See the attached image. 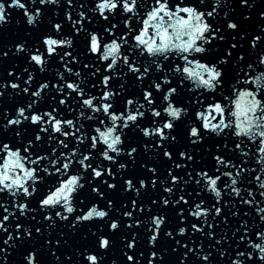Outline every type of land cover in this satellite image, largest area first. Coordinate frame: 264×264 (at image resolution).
Segmentation results:
<instances>
[{"label": "snow or ice", "instance_id": "snow-or-ice-1", "mask_svg": "<svg viewBox=\"0 0 264 264\" xmlns=\"http://www.w3.org/2000/svg\"><path fill=\"white\" fill-rule=\"evenodd\" d=\"M66 4L68 8L84 9L85 7L83 4H74L73 0H66ZM240 4L249 9V14L244 16L243 21L235 20L228 12H224L221 24L215 20V17L221 14L220 9L226 5V0L205 5L207 9H211L206 12L194 6L176 5L173 8L169 0H153V5L146 13V19L140 21L143 25L141 28L133 21L139 15V9L144 7L142 0L139 4L138 0H98L94 10L104 21L108 22L109 26L103 31L108 34L111 42L105 43L102 51V38L96 31H93L89 33L85 46L88 54H94L97 59L104 62L111 58V62L103 63L101 67L84 64V68L92 69L88 73L91 77L97 76L103 69L105 74L100 77L102 88L99 96L89 95L81 86L85 83V78L82 77L79 81L73 80L70 76L66 78V73L72 74L80 61L78 55L68 50L74 48L73 40L57 37L62 30V21L53 23V33L42 35L38 45L30 44L22 37H14L11 47L7 44L0 47V60L23 58L27 63L22 70L14 63L4 68L6 75L4 82L0 84V104H3L6 94L8 96L23 94L28 99L24 105L15 107L11 111L0 112L3 121L0 123V129L5 132L11 131L16 137H20L25 130L22 127L25 122H28L29 127L35 126V134L27 140V144L22 145L25 153H35L34 159L21 155V148L0 142V158L3 160L0 163V193L9 197L7 201L0 200V240L4 245L0 247V253L3 254L0 260L8 259L9 249L15 250L18 245L43 239L45 223L49 229L60 227L63 223L78 232L82 226L102 222L107 231H100L98 235L92 233L94 247L86 255L81 252L84 256L83 264H104V258L115 247L117 238L127 249L124 252L126 264H139L135 251L138 247L136 234L144 223L141 214H145L150 216L151 226L148 228L147 239L152 245V250L146 257V264H165V250L162 247L165 239L170 245L176 246L172 248V251L183 250L182 255L185 258L194 253L197 257H201V264L205 262L210 264L212 253L202 255L203 244L200 245L198 251L194 247L190 248L189 243H195L191 241V236L196 233L203 234L210 241L220 245L228 239L224 234L217 240L215 231L218 223L228 224L230 219L225 211L229 201L225 200L223 204L220 203L222 189H230L227 195L231 197L234 193L235 197L239 198L240 204L255 208L260 220L264 221V207H258L264 203V200H257V195L264 197V191H254L253 187H237L238 183H247L258 185V189H264V179H262L264 167L260 168V174L251 176L249 179L246 174L255 172L256 169L246 168L243 164L237 166L231 159H226L223 152H218L213 154L215 163L211 174L203 169L195 172V175L189 171H184L182 174L177 170L188 169V162L196 159L194 149L171 150L173 142H177L178 135H180L182 114L184 116L188 114L186 107H177L174 103L179 95V85L183 84L184 80H192L197 89L203 88L215 92L226 82L228 69L225 66L231 63L233 55L238 56L241 61L245 60V56L241 54L243 45L240 43L241 39H244L241 36L242 25L252 20L250 13L257 5L255 0H240ZM30 5L31 10L29 0H0V27L10 22L11 12L7 11L10 8L22 9L23 16L27 18V25L39 27L37 21L42 12H47L50 6H60L61 0H30ZM106 12L114 15L123 12L130 15L124 17L121 29L118 24L112 23L109 16L105 15ZM65 14L67 20L72 21V26L77 33L84 30L85 21L89 19L87 10L79 11L78 18L75 20L70 10ZM259 16L260 24L264 25V11H261ZM208 18L213 19L210 22ZM77 25L80 27H76ZM150 29H155L154 35L150 34ZM114 30L122 31L123 35L117 36ZM233 33L235 35H232ZM245 35L248 39V33L245 32ZM157 38L161 41L160 43L157 42ZM217 42L221 45H228V47L224 48L222 54L210 56ZM249 43L252 49L259 47L261 53H264V28L252 36ZM123 45H128L137 58L145 54L152 57L151 64L145 65L139 63L138 59L130 58L128 54H125L128 51L127 48L121 51ZM173 54L184 61L183 67L179 64L175 67V73L186 74L184 80L178 81L177 87L172 86V80L166 75L168 65H161L158 62L161 58L169 59V56ZM197 55L198 58H196ZM190 56L193 59H189ZM53 60L61 62L60 66L63 71L58 69L52 80L37 81V75L45 72L49 67V62ZM118 61H122L119 66ZM259 62L264 64L261 54ZM193 63L194 68L189 66ZM153 65L161 70L163 84L161 77H157L143 89L141 96L144 103L135 102L133 108L134 100L127 99V111L121 110L117 113L111 102L117 96V92L110 84L113 74L122 72L126 67L128 73L134 74V79L144 81L146 78L150 79ZM75 76L81 77V73L75 72ZM245 83L251 82L245 81ZM255 83L261 91H264V73L255 78ZM163 85L168 86L161 97L168 102L167 107L158 104L154 96L155 92L162 90ZM235 87L233 85V88ZM229 92V97L224 98L229 100L228 105L216 102L210 105L206 112L195 113L200 121L199 126L193 124L184 129V135L191 145L198 146L204 142L208 132L220 136L227 129L234 135L248 137L253 142L259 138L257 150L264 154V97L257 98L259 92L244 89L237 90L233 100L231 89ZM52 93L55 95H51ZM245 94L247 101L251 103L245 104L246 111L240 115V99ZM49 95L56 101L57 106L50 111L42 112L36 108V105ZM72 101H76L81 108L79 117L91 120L92 116L86 113V110H90L93 114L99 113L104 120H110L111 126H106V131H102L99 127L96 128L95 132L98 135H87L80 132L83 125L78 127V118H58L62 111L58 106L67 104L71 109ZM232 105L235 110H232ZM228 111L231 112V116L235 117L234 121H227ZM96 120L100 123L104 122L100 116H97ZM77 133L80 134L77 135ZM130 136L143 140L142 146H134L129 140ZM68 137L75 139L74 141L68 140L66 139ZM53 140L56 146L50 149V155H41L37 151L40 147L39 142L43 141L48 144ZM85 141H87L85 145L87 154L78 147ZM69 143H73V148L69 149ZM141 147L143 150L155 149L159 160L168 164L164 173L165 179H161L159 163L154 166L144 163L143 178L129 174L130 166L134 167L137 164L141 154L138 149ZM224 147L226 148L227 145ZM235 148L241 149L242 155H248L241 148L240 142L235 144ZM58 149L59 156L56 155ZM65 149L68 151L65 152ZM93 150H98L99 155L107 163L97 164ZM45 160H47V166L41 163ZM259 162L264 165V155L261 156ZM28 165H36V167ZM74 165L76 167H73ZM222 168L235 169V174L232 171L221 172ZM185 175L191 177L196 185L203 183L204 190L212 193L215 200L207 207H202L205 203L202 198L200 203L195 204L194 211H188L185 206L191 207L189 202L192 194L181 188V184L186 186L189 184V181L184 179ZM221 176L229 177L230 182L222 181ZM46 177L54 178L55 183L47 191L38 194V184L45 182ZM89 181H95V183ZM158 187L166 195L157 193L155 198H150V206L148 212L145 213V197H150ZM121 192L127 194V203L119 199L118 204L116 197ZM90 197H92L91 200ZM33 198L36 200V208L31 207ZM95 201H100V203L97 204ZM157 205L161 210L160 214H153L152 206ZM169 210L176 213L174 225L170 223L171 218L167 215ZM33 213L39 215L41 220L32 227H26L21 218L26 217L35 221L36 215ZM231 215L237 217L240 212L232 211ZM193 217L195 219H192ZM209 217H211V222ZM251 231L252 228L248 227V221L243 220L232 235L240 233V241L251 240V237L247 236V233ZM253 236L261 241L251 245L254 250H259V255L247 249L237 251L235 253L237 259L232 260L231 264H262L264 262V229L253 232ZM66 243L67 241L59 236L55 240H47V244L52 247ZM216 251L224 255L222 248H217ZM56 259L60 261V264H65L59 256ZM24 260L25 264H39L36 251H29ZM66 260L68 264H72V256H67Z\"/></svg>", "mask_w": 264, "mask_h": 264}, {"label": "water", "instance_id": "water-1", "mask_svg": "<svg viewBox=\"0 0 264 264\" xmlns=\"http://www.w3.org/2000/svg\"><path fill=\"white\" fill-rule=\"evenodd\" d=\"M98 2V0H73L74 4H83L85 7L84 9L80 8H68L66 4V0H61L60 6H50V8L47 10V12H42V25H43V35L44 34H52L53 28L52 24L58 21H62V30L61 33L57 34L58 38H67L73 40V49H68L69 51H73L74 55H78L80 63L76 65L74 72L72 74L66 73V78L69 76L75 80L79 81L82 77L85 78V83L81 86L85 88L86 92L89 95H101V88L102 84L100 82V77L105 74L103 69L101 73H98L97 76L91 77L88 75L89 71L92 69H85L84 64L88 65H96L97 67H101L103 63L111 62V58L109 61L104 62L102 60H99L96 58L94 54H88L85 46L86 39L89 38V33L96 31L98 35L102 38L101 43V49L103 51V45L105 43H110L111 40L108 37V34H106L103 29L109 26L107 21H104L102 17H100L99 13L96 12L95 4ZM257 7L251 10V16L252 20L246 21L242 25V33L241 36L244 37V39H241L240 43L243 45V49L241 54L245 56V60L241 61L239 60V57L235 54L231 58V63L229 65H226L228 69V77L226 78V82L223 85V87L219 88L217 91L212 92L207 89H197L195 82L192 80H184V76L186 74L181 73H175V67L179 64L181 67L184 66V61L179 58V56L173 54L169 56V59L164 60L160 59L158 62L161 65H168L166 75L169 79L172 80V86L177 87L178 81L184 80L183 84H180L178 87V93L179 95L176 97V101L174 103L177 107H186L187 108V116H184L182 114V123L180 125L181 131L180 135H178L177 142H173V146L171 150L175 151H184L186 148L189 150L194 149V155L196 159L194 161L188 162L189 167L186 170H180L183 174L184 171L193 172V175H195V172H198L200 170H206L209 171L211 174L214 171V160H213V154L218 152H223L226 159H231L237 166H240L243 164L244 167L250 168V169H256L255 172H252L248 175L249 179L251 176L260 174L259 170L261 167H264L259 161L262 155L257 150V145L259 144V138L255 142L250 140L248 137L245 136H236L233 133H231L229 130H225V133H221L220 136H216L214 133L208 132L205 135V140L203 143L199 144L198 146H193L188 141L187 137L184 135V129L190 127L193 124H197L199 126V118L195 116V113L199 111H207L209 106L220 102L224 105L229 104L228 99H224L225 97H229L231 89V99H235V92L237 90H252L259 92V95L257 98L264 97V91H261L256 83L255 78L259 77L262 73H264V64H261L259 62V57L261 54V49L257 47L256 49H252L250 47L249 41L251 40L252 36L256 35L258 32L261 31L262 28H264V25L260 24V16L259 13L261 11H264V0H255ZM141 3V0H138V4ZM142 3L144 7H141L139 9V15H137L134 18V24L138 25L139 27H143V25L140 23L142 19H146V13L150 10V7L153 5V0H142ZM170 6L173 8L176 5H179L181 7L184 6H194L197 7L198 10L201 11H207L211 9H207L205 5L213 3V0H203V3H201V0H169ZM71 11L73 20L78 18V12L87 10V16L89 17L88 20L85 21L84 30L77 33L75 29L72 26V21L67 20L66 18V11ZM234 10V11H233ZM224 12H228L229 15L238 21H243V18L245 15L249 14V9L244 8L240 4V0H226V5L220 9V15L215 17V20L218 23H223V14ZM105 15L109 16V19L112 21V23H116L120 26V28H123V19L126 15L123 12H120L119 15H114L112 13L106 12ZM185 15L186 14H182ZM211 22L213 18H208ZM76 27H80L77 25ZM116 31V35L120 36L123 35L122 31ZM171 32V29L169 30ZM225 31L228 30L225 28ZM245 32L248 33V39L245 35ZM150 34H155V29H150ZM232 35H235L233 33ZM230 38V37H229ZM187 39V37H185ZM237 39H240V37H237ZM157 42L160 43L161 41L157 38ZM233 43L235 41H232ZM132 43H135L132 41ZM222 43V42H221ZM228 45H221L220 42H217L215 47L212 49V53H210V56H215L216 54H222L224 51V48H227ZM127 48L128 51L125 54H128L130 58L132 59H138L139 63H144L145 65H150L152 61V57L145 54L142 57L137 58V56L132 52L131 48L128 45L122 46V52L124 49ZM139 51V50H137ZM198 58V55L197 57ZM221 58L223 56L221 55ZM189 59H193L192 56L189 57ZM206 62V61H205ZM122 63V61H118L119 64ZM61 62L59 60H53L49 62V67L44 72V80H52L54 76H56V72L59 69L60 71H63V69L60 66ZM190 67H195V64L189 65ZM75 72H80L81 77H76ZM126 73V74H125ZM133 73H128L127 68L125 67L122 72H115L113 74V79L110 82L111 87L114 91L117 92V96L113 98L111 101L114 105V110L119 113V111L124 110L127 111V99H133L134 104L133 108L135 107V102L144 103L141 93L143 89L150 84L153 80H156L157 77H161V83L163 84V77L161 76V70L156 68L154 65L151 68L150 72V79L146 78L144 81H138L133 78ZM245 81H249L251 83H245ZM54 82V81H53ZM93 84H95V87H93ZM121 85H123V88H121ZM233 85L236 87L233 88ZM167 85H163L162 90L155 92L154 96L157 99L158 104L163 105L164 107H167L168 102L163 100L161 97L167 90ZM47 91V90H46ZM51 95H55V93H52ZM51 95L44 98V104H45V111H50L53 107H56V101L51 98ZM175 95V94H174ZM79 99V98H78ZM62 111L59 113L58 118L63 119H79L78 127L82 124L83 127L80 128V132H83L87 135H98V133L95 132L96 128H101L102 131H106V126H111L110 120H104L103 116H101L99 113L93 114L90 110H86L87 115H91L92 119L88 120L84 117H79V112L81 111V108L78 106L76 101H72L71 103V109L69 108V105H59L58 106ZM143 110V109H142ZM232 110L234 109V105H232ZM162 115H166L162 113ZM100 116V119L103 120V123H100L96 120V117ZM170 118V117H169ZM219 119V117H217ZM226 119L227 121H234L235 117L231 116V112L228 111L226 113ZM151 126V125H149ZM127 132V130H125ZM80 133H77L79 135ZM59 135V134H56ZM63 138V137H61ZM123 138V137H122ZM68 140L74 141V137H68L66 138ZM130 142L135 145H141L143 144V140H141L139 137L130 136L129 137ZM240 142L241 148L244 150V152H247L248 155H242L241 149L235 148V144ZM87 141H85L84 144H79L78 147L81 151L85 152L87 154L86 145ZM219 145V147H217ZM227 145L225 148L224 146ZM55 141L45 144V155H50V149L52 147H55ZM73 143H69V149L73 148ZM65 152L68 151V149L64 150ZM140 151V156L138 158L137 164L129 168V174L132 176L143 178L145 175V169L143 168L144 163H148L150 166H154L155 164L159 163L160 165V172H161V179H165V171L168 167L167 163H163L159 160V157L157 155V151L155 149L149 148L148 150H143L142 147L138 149ZM94 152V160L98 163H107L103 160V157L99 155L98 150H93ZM111 154V153H110ZM56 155L59 156V149L56 152ZM79 155V154H77ZM123 155V154H122ZM45 166H47V160H45ZM95 166V165H94ZM73 167H76L75 165ZM195 170V171H193ZM83 171L82 169L80 170ZM224 171H232L233 174H235V169L231 168H222L221 172ZM219 175V173H217ZM127 178V177H125ZM185 180L189 181V184L183 185L181 184V188L185 192L191 193V200L189 202V205H186L185 208L188 211H194L195 210V204L200 203L201 199L204 198L205 203L202 205V207H207L211 202L215 200V197L212 193H208L204 190L203 183L201 185H196L194 180H192L191 177L185 175ZM222 181L230 182L229 177L221 176ZM262 179H264V174H262ZM83 182V181H82ZM90 183H95V181H89ZM55 183L54 178H47L44 182V192L47 191L49 187H51ZM159 185V181H158ZM219 186V182H218ZM87 188V185H85ZM237 187L247 188V187H253L254 191H264V189H258V185H249L247 183L239 184ZM229 190H223L222 189V199L220 201L221 204L224 203L225 200H228L229 203L226 205L225 211L229 215V222L228 224L224 223H218L215 231L217 232L216 239H220L221 235L226 234L228 239H226L223 243V245L216 244L214 241H210L207 237H205L203 234L196 233L191 236V241H195V243H189L190 248H196L198 251L200 250V245L203 244V254H206L208 252L212 253V256L210 257V264H231L232 260L237 259L235 253L237 251H243L247 249L248 251H254L256 255L259 254V250H254L252 248L253 243H260L261 241L253 236V232H258L261 229H264V221H261L259 218V214L255 211V208H249L248 206L242 205L238 202L239 198L235 197V194L233 193L232 196H228L227 192ZM157 193H161L163 195H166V193H162L161 188H157L153 191L150 197H145V213L148 212V208L150 206L149 200L150 198H155ZM243 194V193H242ZM94 196V194H93ZM90 200L92 197L89 198ZM116 199L124 200L125 203H127V194L124 192H121ZM257 200H264V197H260L257 195ZM88 202V201H86ZM97 204L100 203V201H95ZM258 207H264V203L258 205ZM160 208L159 206H152V213L153 214H160ZM232 211H239L240 215L237 217H233L231 215ZM247 213V215H245ZM167 215L171 218L170 223L174 225L176 223V213L174 211L169 210L167 212ZM144 223L141 225L140 229L138 230L136 234V240L138 247L135 249L137 253V258L139 261V264H146V257L149 255L150 251L152 250V245L149 243L147 237L149 235L148 228H150V216L141 214ZM192 219H195L194 217ZM201 220H203V217H201ZM219 220V218H217ZM243 220L248 221V227L252 228L251 232L247 233V236L251 237V240H245L240 241L239 236L240 233H236L235 236L232 235L235 230L240 227V224ZM209 221L211 222V217H209ZM255 226V227H254ZM100 231H107V228L102 224V222H97L95 225L91 226H82L80 228V231L76 232L73 229L68 228L63 223L60 224V227H54L49 229L47 223L43 225V251H42V264H60V261L56 259L57 256L61 258V260L65 261V264H68V261L66 260L67 256H72V264H83L84 262V256L81 255V252H83L85 255L94 247L93 241L94 237H92V233H96L97 235L100 233ZM130 231V230H129ZM66 233V235H63ZM61 238L62 240H66V244H62L57 247H52L47 244L48 239L55 240L57 237ZM187 242V241H186ZM211 244V247L209 245ZM162 247L165 250V264H201V257H197L194 253L190 254L188 258L183 257L182 251H172V248L176 247L175 245H170L168 240L165 239L163 242ZM217 248H222L224 255H221L216 251ZM127 251L126 248L123 247V244L120 242L119 238H117V243L115 247L107 253V255L104 258V264H112L113 260H116L117 264H126V257L124 256V252ZM55 253V255H53ZM143 253V255H141ZM205 264H208V262H205Z\"/></svg>", "mask_w": 264, "mask_h": 264}, {"label": "clouds", "instance_id": "clouds-1", "mask_svg": "<svg viewBox=\"0 0 264 264\" xmlns=\"http://www.w3.org/2000/svg\"><path fill=\"white\" fill-rule=\"evenodd\" d=\"M218 2H219V0H213L214 4H216ZM261 58L264 59V53H261ZM246 103H251V102L247 101V95L245 94V96H242L240 99V111H239L240 115H243L245 113V111H246L245 104ZM253 138H255V137H253ZM112 264H117L116 260H113ZM262 264H264V262H262Z\"/></svg>", "mask_w": 264, "mask_h": 264}]
</instances>
